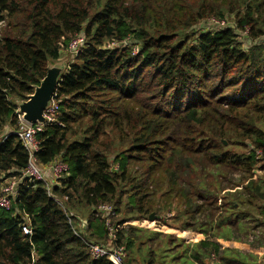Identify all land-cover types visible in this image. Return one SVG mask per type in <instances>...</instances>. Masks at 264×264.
Segmentation results:
<instances>
[{"label": "trees", "instance_id": "trees-1", "mask_svg": "<svg viewBox=\"0 0 264 264\" xmlns=\"http://www.w3.org/2000/svg\"><path fill=\"white\" fill-rule=\"evenodd\" d=\"M225 13L233 24H213L216 30L189 42L193 34L185 30ZM238 31L249 40L264 36V0H0V188L16 183L11 207H0V264H111L92 258L73 226L86 243L132 254L136 229L118 217L124 184H133L127 214H147L146 195L138 192L158 184L156 174L173 184L177 172L194 170L188 155L238 173L264 170V43L242 49ZM78 35L84 44L52 97L55 122L35 135L40 169L57 161L68 167L48 191L24 175L28 153L15 134L18 106ZM110 132L106 145L102 138ZM132 161L142 172L128 170ZM243 190L263 200L257 209L264 217L263 187ZM201 191L200 201L209 194ZM102 205L117 216L111 233ZM231 206L236 212L239 203ZM205 225L194 229L205 233ZM196 246L193 264L221 263L212 240Z\"/></svg>", "mask_w": 264, "mask_h": 264}, {"label": "rangeland", "instance_id": "rangeland-1", "mask_svg": "<svg viewBox=\"0 0 264 264\" xmlns=\"http://www.w3.org/2000/svg\"><path fill=\"white\" fill-rule=\"evenodd\" d=\"M223 19H214L215 21H212L213 19H207L185 30V33L189 36L193 34L189 42L191 43L194 36L201 31L216 30L217 28L214 26L211 27L213 24H215L216 27H224L234 23V20L229 19L227 13H225V19ZM238 34V40L241 43L242 49L264 43V36L249 40L247 36L244 38L245 33L242 34L241 31H238ZM80 37L83 36L78 35L75 38L76 40L73 39L74 42L73 40L71 41V43L73 42L71 44L72 48L68 46L67 49L62 50L60 59L51 63L49 65V70L57 69L59 71V77L64 73L67 66L75 61L77 56V54L74 53L77 49H75V46L77 47V45L84 42H81L82 38ZM113 46L116 47V45L112 43L106 45L105 48L111 49ZM79 47L80 46H78V48ZM136 50L137 48L135 47L134 51ZM111 98L112 97L108 95L107 98L101 99L109 101ZM87 122L88 120L85 119L84 124ZM107 132H109V130H107ZM112 138H114V134L110 132L107 137L102 138V142L107 145ZM113 144L118 146V141L114 140ZM120 149H123V147H120ZM230 150L234 152L247 151L246 148L243 149L240 146L235 148L231 146ZM188 157L193 161L192 167L194 170H192V168H185L177 172L176 182L173 184H170L171 180L169 177H161L160 174H156V178L160 177L159 183L156 184L157 186L148 183L144 186L143 190L138 192V197L146 195L145 201L147 203L143 209H146L147 214H127L132 212V210L126 209V197L131 195L133 184L131 182H126L124 184L126 193L118 217L129 219L128 226L136 229L132 232L134 237L133 253L123 252L124 261H132L131 264H193L189 259V254L192 251V241L188 239L186 233L190 232L192 229L195 231V227L200 229L203 223L206 222L207 225L203 228L212 236L215 235L217 231L230 234L231 229L228 230V227H226L227 223L231 224L232 233L235 232V237H237L239 233L236 229L239 223L241 224L239 229H245L244 225L247 224L250 229L260 228L253 230L254 233L252 235L247 234L248 237L246 240L242 239L241 242L236 241L237 244H231L230 251H240V253H237L236 258H234V260L237 261L235 263L241 262V264H248L252 257L249 247L250 243H262L259 247L261 251L254 255L253 259L256 260V264H264V240L261 238L264 236V217L259 214V210L257 209L259 205L263 204V200L259 201L255 198L252 200V194L250 193V195H248L247 190L245 192L243 190L246 185H250V187L253 188L257 185L261 190L262 187L264 189V170L255 171L251 174L238 173L224 169L222 166L212 167L207 163L198 162L195 155H188ZM108 159L113 165L115 159L114 155L109 154ZM200 166H203L204 170H201ZM115 167H117V165ZM136 167L142 172L143 169L140 168V164L133 161L129 163L128 170L132 171ZM187 173L191 174L188 175ZM161 174H163V171ZM202 176H204V179L201 180V182L200 180L197 181V178L201 177L202 179ZM50 183L53 184L55 182L52 180ZM200 183L202 184L199 186ZM198 190H202L201 193L204 191L209 194H205L203 197L204 200L200 201L195 197L199 194ZM186 195L189 196L191 202L188 198H185ZM198 196L201 195L199 194ZM248 201L252 204L248 205ZM233 202L239 203V208L236 212L232 210L231 204ZM200 204H202L203 207L205 206L204 211L202 210L200 213H194L193 211L197 209L196 207ZM151 215H153L154 218L149 220ZM111 232L112 228L110 230V233ZM111 246L112 245H107L109 248H112ZM208 264H215V262L208 260Z\"/></svg>", "mask_w": 264, "mask_h": 264}, {"label": "built area", "instance_id": "built-area-1", "mask_svg": "<svg viewBox=\"0 0 264 264\" xmlns=\"http://www.w3.org/2000/svg\"><path fill=\"white\" fill-rule=\"evenodd\" d=\"M80 38H82L81 42H83L84 41L83 37ZM72 43H70L69 47H71ZM83 44L84 42L82 44L77 45V47L75 46V49L77 48L79 50L76 49L74 53L77 54L80 51ZM78 46L80 47L78 48ZM57 110H58L57 104L53 100H51L49 104L46 106L45 110L43 111L44 121L42 123H36L35 125L26 123L23 120V116L19 115V128L15 132L23 148L28 153V166L26 171L24 172V175L34 181H41L45 183L46 189L48 191L50 190L49 189L50 186L54 184V183L53 184L50 183V181L53 180L54 182L57 179H60L62 176H66L68 167L65 163L57 161L52 165H50L48 168L40 169L36 163V159L34 156V153L38 150V143L35 139V135L37 132L41 131L45 125L55 122V114ZM15 193H16V183L14 181L11 182L9 186L2 187V189L0 188V207L8 210L11 207V203H12L11 200L14 197ZM98 209L102 211V214L105 219V227L110 231L113 226L112 220L116 217L114 210L109 205L99 206ZM65 215L67 216L68 223L72 224L71 221L72 215L67 213H65ZM22 232L23 234L27 235L29 233V229L26 226H23ZM73 233L86 245L87 251L92 258L94 259L105 258L111 264H124V255L122 249H113L107 246L90 244L88 242L86 243L85 240L79 234L80 232L77 231L75 226H73Z\"/></svg>", "mask_w": 264, "mask_h": 264}, {"label": "crops", "instance_id": "crops-1", "mask_svg": "<svg viewBox=\"0 0 264 264\" xmlns=\"http://www.w3.org/2000/svg\"><path fill=\"white\" fill-rule=\"evenodd\" d=\"M224 225H226V224H224ZM240 226H241V224L239 223L236 227V229L239 231V233L237 234V237L234 236L235 232L232 233L231 224H229V223H227L226 227H228V230L231 229L230 234H225L223 231H217L215 233V235L212 236L209 234V232H205V233L202 231L198 232L197 230L194 231L193 229L190 232H187L186 234H187L188 239H190L192 241V249L197 247L196 245L198 242L203 241L206 238L209 240H212L216 245H218V247H219L218 250L221 253L222 259H221V263L215 262V264H241V262L235 263L237 261H235L234 258H236L237 253H240V251H238V252L230 251L231 244H237L236 241L241 242L242 239L246 240L248 235H252L254 233L253 230L260 229V228L250 229L248 227V224H247V225H244L245 227L243 226L245 229H239ZM253 227H255V226H253ZM261 238H262V240H264V236H262ZM256 245H258V244L250 243V246L248 245L250 247V252L252 254V257L250 258V260H251L250 262H252V263L249 262L248 264H256V260L253 259L254 258L253 256L258 254L259 251H261V248H259L261 245H259V246H256ZM261 260H263V259H261Z\"/></svg>", "mask_w": 264, "mask_h": 264}, {"label": "water", "instance_id": "water-1", "mask_svg": "<svg viewBox=\"0 0 264 264\" xmlns=\"http://www.w3.org/2000/svg\"><path fill=\"white\" fill-rule=\"evenodd\" d=\"M59 78V71L57 69L48 70L46 77L42 80L39 87L35 89L27 101L20 103L18 106L19 113L23 116V120L31 125L42 123L43 111L52 100ZM154 217L151 215L149 220ZM83 229H86V222L82 221Z\"/></svg>", "mask_w": 264, "mask_h": 264}]
</instances>
